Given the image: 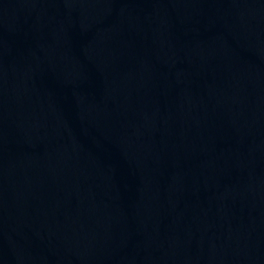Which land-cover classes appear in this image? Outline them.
Returning <instances> with one entry per match:
<instances>
[{"label": "water", "instance_id": "obj_1", "mask_svg": "<svg viewBox=\"0 0 264 264\" xmlns=\"http://www.w3.org/2000/svg\"><path fill=\"white\" fill-rule=\"evenodd\" d=\"M0 264H264V0H0Z\"/></svg>", "mask_w": 264, "mask_h": 264}]
</instances>
